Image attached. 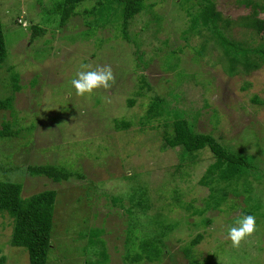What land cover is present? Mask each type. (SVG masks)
I'll use <instances>...</instances> for the list:
<instances>
[{
    "label": "rangeland",
    "instance_id": "obj_1",
    "mask_svg": "<svg viewBox=\"0 0 264 264\" xmlns=\"http://www.w3.org/2000/svg\"><path fill=\"white\" fill-rule=\"evenodd\" d=\"M59 1L0 0L7 51L0 98L14 94L13 107L0 110V129L4 120L16 121L14 128H33L0 141V179L21 181L22 197L56 191L49 264H97L103 251L106 264H264V66L239 65L229 73L219 47L199 56L193 47L204 34L185 32L190 23L182 0H143L126 37L111 24L92 30L85 23L103 24L116 4L88 17L85 10L95 0H84L60 27L53 15ZM213 1L234 22L227 37L254 46L264 41V35L252 37L235 23L252 11L248 0ZM31 24L43 32L32 38ZM84 64L89 70L111 65L115 82L78 96L70 81ZM14 85L19 90L13 92ZM154 96L183 111L196 131L212 134L245 158L244 176L228 181L218 204L204 202L210 188L198 183L214 160L209 148L198 151L191 164L186 153L185 164L173 173L180 147L165 145L158 121H137ZM31 164L62 166L74 175L55 181L29 172ZM241 213L255 216L256 230L234 248L227 228ZM88 227L103 228L92 234L97 242L104 239L97 254L82 235ZM11 233L12 218L0 212V264H29L26 250L9 245ZM197 234L200 239L190 245ZM144 250L159 256L137 263L126 258Z\"/></svg>",
    "mask_w": 264,
    "mask_h": 264
},
{
    "label": "trees",
    "instance_id": "obj_2",
    "mask_svg": "<svg viewBox=\"0 0 264 264\" xmlns=\"http://www.w3.org/2000/svg\"><path fill=\"white\" fill-rule=\"evenodd\" d=\"M82 1L84 0H61L56 3L54 12L57 13L58 16L55 15V13L53 15L56 16L54 18L57 20V25L60 27L63 26L70 16L75 13V8ZM113 4L117 6H113L111 15H107V17L103 15V24L97 25L96 19L91 21L86 20L85 23L88 26L87 28H91L92 30L96 29V26L103 27L106 26V24H111L113 27H117V29L121 28L123 36L126 37L128 22L136 13L144 8L143 0H95L94 5L91 6L90 9L85 10L86 15L89 17L95 14L97 11L96 9L101 6L108 5L110 7ZM179 5L189 16L190 25L185 29V32L197 33L198 35L204 34L202 42L198 46L193 47L199 56L203 55L205 50L219 47L218 49L222 54L220 59L223 60L229 73H233L239 65H241L243 70L264 66V41L262 40L261 44L258 43L254 46V44L227 37L224 32L234 22L228 17L223 16V14L216 9L213 0H182ZM247 5L252 6V11L248 15L241 16L235 23L251 30L250 34L252 37L261 34V39H263L264 18L258 17V14L264 12V1L260 4L248 0ZM114 7L117 8L114 10ZM193 7H196L194 11L191 10L194 9ZM19 21L22 22V19ZM30 29L32 38L39 35L40 32H43V28L38 24H31ZM252 34H254V36ZM133 40L135 41V39ZM209 42L212 46L208 45ZM6 52L3 24L0 18V67L5 61ZM168 56L172 55L169 53ZM166 67L168 66H165V68ZM143 77L144 76H140L142 82L148 85ZM13 80L17 81L16 76H14ZM19 88L20 86L14 85L12 91H17ZM13 101V93L5 98H0V110L12 108ZM134 102V98L128 99L130 105ZM181 112L183 111L168 108L162 98L154 96L148 102L145 115L144 113L140 115L137 121L143 126L148 122L158 121L163 128L162 137L165 140V145L170 148L180 147L178 152L179 162L175 165L173 173L181 170L182 166L185 164L186 153H190L188 164H191L198 151L209 148L213 154L214 160L207 165L198 183L207 185L210 188L209 195L204 202L210 201L209 204H218L225 199L228 193V181L240 180V178L244 176L246 160L244 157L236 156L225 144L220 143L216 137L212 136V134L196 131L193 127L194 124L189 123ZM160 117L162 121H159ZM122 118H124V116L121 118H113V122ZM15 122L16 121L12 120L3 121L2 128L0 129V141L17 137L21 135V131L25 130L29 133L33 130L31 125L28 127L19 126L18 128H14ZM127 123L128 121H126V124ZM115 128L117 127L115 126ZM27 169L33 174L45 175L55 181L64 180L74 175L73 171H68L62 168V166L58 167L47 164H31ZM78 175L81 176V174ZM21 191V181L0 179V212L8 214V216L12 218V233L8 243H10V246L21 247L26 250L29 264H49L48 255L49 252L53 250L50 234L56 191L54 189H45L27 197H22ZM209 204H205V206H209ZM185 208L188 209V205H185ZM84 230H82V235L87 236L88 245L92 249H90V251H93V254H97V252L101 251V249L98 250V247L102 243L104 244V239L101 237V241L97 242L96 238H99V236H92V234L94 232L101 233L103 228L88 227L85 232ZM200 237L201 234H197L190 241V245L197 243ZM184 253L187 256L189 255V258L191 257L190 249L185 248ZM158 256L159 254H157L155 250L153 253H148L144 250L143 255L137 253L126 258L130 260L129 262L131 263H137L142 260V258L154 260L158 258ZM107 259L108 255L103 251L96 260V263L106 264ZM1 260H3V258H1ZM51 261L52 259L50 257V262ZM52 262L55 263V259H53ZM191 264L197 263H193L191 260Z\"/></svg>",
    "mask_w": 264,
    "mask_h": 264
},
{
    "label": "clouds",
    "instance_id": "obj_3",
    "mask_svg": "<svg viewBox=\"0 0 264 264\" xmlns=\"http://www.w3.org/2000/svg\"><path fill=\"white\" fill-rule=\"evenodd\" d=\"M24 26L28 27L27 22ZM90 69V65H81V70L75 73L70 83L78 96L91 94L95 89L111 87L110 82H115L111 65L97 66ZM256 230V219L254 215L241 213L236 217L234 225L227 228V238L231 241L232 247H240L241 242L251 236Z\"/></svg>",
    "mask_w": 264,
    "mask_h": 264
}]
</instances>
